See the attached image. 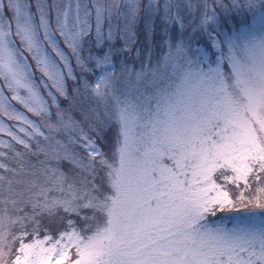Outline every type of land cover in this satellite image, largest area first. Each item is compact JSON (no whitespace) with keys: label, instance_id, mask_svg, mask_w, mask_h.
Wrapping results in <instances>:
<instances>
[{"label":"snow or ice","instance_id":"snow-or-ice-1","mask_svg":"<svg viewBox=\"0 0 264 264\" xmlns=\"http://www.w3.org/2000/svg\"><path fill=\"white\" fill-rule=\"evenodd\" d=\"M0 264H264V0H0Z\"/></svg>","mask_w":264,"mask_h":264},{"label":"rangeland","instance_id":"rangeland-1","mask_svg":"<svg viewBox=\"0 0 264 264\" xmlns=\"http://www.w3.org/2000/svg\"><path fill=\"white\" fill-rule=\"evenodd\" d=\"M37 75H39V74L37 73Z\"/></svg>","mask_w":264,"mask_h":264}]
</instances>
